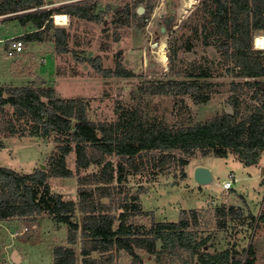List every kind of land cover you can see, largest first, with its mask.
I'll return each instance as SVG.
<instances>
[{"label":"rangeland","instance_id":"obj_1","mask_svg":"<svg viewBox=\"0 0 264 264\" xmlns=\"http://www.w3.org/2000/svg\"><path fill=\"white\" fill-rule=\"evenodd\" d=\"M150 1L152 8L148 9ZM187 1L143 0V12L133 15L119 8L128 4L132 11L139 0H44L42 9L50 13L61 5L94 3V13H99L101 18L91 20L68 13V21L64 25L56 24L51 18L53 25L67 30L66 51H59L51 39L26 41L21 38L24 52L8 57L0 44V85L52 87L59 97L82 99L88 118L95 122H114L121 109H134L152 123L173 127L192 125L217 116L227 108L232 109L228 104L232 95H237L240 102L239 118L250 105L260 104L262 95L258 93L253 97L254 89L246 85L232 88V81L243 82L250 78L237 77L228 71L232 64L226 62L214 47L213 38L205 37L203 26L206 17L201 10V0H191V5ZM108 4L116 6L107 8ZM100 9L103 11L99 12ZM230 25L237 30L246 47L256 48L252 39L255 34L250 31L248 21L238 23L232 18ZM34 27L29 19L22 22L0 17V35L4 37L19 36L33 31ZM49 31L53 33V29ZM86 58H98L103 69L114 70L119 65L131 71L133 76H104L84 60ZM200 71L207 75L189 76ZM170 77L198 80L209 95L208 101L195 103L187 94L149 95L143 91L150 83L166 81ZM255 80L262 86L264 76ZM4 110L8 113L7 119L12 120L15 132H8V125L5 127L0 113V128L5 129L0 131V166L18 173L32 172L41 165H44L42 169L48 168L51 156L58 151L57 143L52 137L30 135V122L16 118L9 107H4ZM177 155L188 159V163L182 165L173 160L161 168L151 166V154L136 158L138 165L142 161L143 164L136 173L127 175L125 183L115 188L114 202L118 203L131 192L137 193L141 212L131 218L147 225L152 220H177L182 209H198L200 235L211 236L204 247L206 251L219 252L227 247L241 251L251 244L256 251V263L264 264V221L259 220L260 213L264 212V172L261 173L264 151L256 165H245L232 153L227 157H216L211 153L202 155L199 151L192 156ZM74 158V152L67 158V166L73 172L71 176L48 178L53 191L73 199L78 187ZM110 159L114 164L119 161L117 156ZM206 163L212 168L213 181L197 184L193 169ZM95 168V165H90L79 173ZM231 173L236 180L228 190L216 185V182L231 179ZM103 200L109 201L108 198ZM230 205H233V211H239L238 216L233 217L231 210L228 211ZM221 206L227 211L225 218L214 216ZM77 217L75 221H78ZM80 242V230L76 233L75 243L70 244L67 225L57 226L46 214L34 220L20 217L0 221V264L20 263L10 256L16 248L22 254L21 264H53L55 246L73 247L78 252ZM135 251L142 264H157L154 254L141 248ZM123 252L125 257L115 256L114 264H140ZM2 254L6 256L5 260L1 258ZM92 256L102 257L98 252H93ZM165 260L166 264H174L167 257ZM77 264H80L79 259Z\"/></svg>","mask_w":264,"mask_h":264},{"label":"trees","instance_id":"obj_2","mask_svg":"<svg viewBox=\"0 0 264 264\" xmlns=\"http://www.w3.org/2000/svg\"><path fill=\"white\" fill-rule=\"evenodd\" d=\"M43 4L44 0H0V15L22 22L32 20L34 30L20 38L26 41L51 39L59 51L67 50L68 33L64 27L53 25V14L63 12L91 20L101 18L99 13H94V3L61 5L54 7L51 13L42 9ZM142 4L143 0H139L132 11L128 4L119 10L137 15V6ZM106 7L112 8L111 4ZM147 7L152 8L151 1ZM201 10L206 17L205 37L211 36L214 47L226 62L232 64L228 71L237 77L250 78L243 82L232 81V88L246 85L254 89L253 97L258 93L262 95L261 103L250 105L239 118L240 102L237 95H232L228 101L232 114L224 111L192 125L173 127L152 123L134 109H121L114 122H95L88 118L82 99L59 97L52 87L0 85V113L5 127L8 125V132L14 133L15 127L12 120L7 119L4 107L11 108L16 118L31 123L30 135L52 137L58 150L51 156V164L46 169L39 166L32 172L18 173L0 166V221L20 217L34 220L46 214L57 226L67 225L70 244L75 243L76 233L80 230L79 251L57 245L53 249V264H77L78 259L80 264H114L115 255L121 250L129 254L133 262L142 264L136 248L154 254L157 264H166L165 257L174 264H193V261L199 264H257L256 251L251 244L241 251L234 247L213 253L206 251L204 247L211 236L200 235L198 209H182L177 220H152L147 225L131 218L141 212L137 193L131 192L118 203L114 202L115 188L126 182L129 173L139 170L143 161L138 165L135 159L145 155L151 154L152 167L161 168L173 160L187 164L188 159L177 154L192 156L197 151L216 157H227L232 153L245 165L259 163L264 151V83L261 86L255 78L264 76V48L246 47L230 24L232 18L238 23L248 21L253 35H264V0H201ZM50 29H53L52 34ZM84 60L104 76H133L131 71L119 65L114 70L103 69L98 58ZM206 75L202 71L189 74L192 77ZM203 88L196 79L170 77L166 81L150 83L143 91L149 95L187 94L195 103H206L209 95ZM71 152L75 154L78 173L75 199L53 191L48 183L49 176L73 174L67 166ZM111 156H117L119 161L114 164ZM90 165L96 168L79 173ZM229 210L233 217L239 215L238 210L233 211V205L228 207ZM226 212L221 206L214 216L225 218ZM80 215L83 216L82 223ZM76 216L78 221L74 220ZM259 220L264 221V212L260 213ZM93 252L102 257H93Z\"/></svg>","mask_w":264,"mask_h":264},{"label":"built area","instance_id":"obj_3","mask_svg":"<svg viewBox=\"0 0 264 264\" xmlns=\"http://www.w3.org/2000/svg\"><path fill=\"white\" fill-rule=\"evenodd\" d=\"M53 16H55V14L52 15V18L54 20ZM0 17H3V15H0ZM0 44H2L3 51L5 55L8 57H13L24 52V41L20 38V35L7 36V37L0 35ZM230 176L231 179L228 178L226 180H222L221 182H216V185L223 190H228L231 187L233 181L236 180V177L234 176L233 173H231Z\"/></svg>","mask_w":264,"mask_h":264},{"label":"water","instance_id":"obj_4","mask_svg":"<svg viewBox=\"0 0 264 264\" xmlns=\"http://www.w3.org/2000/svg\"><path fill=\"white\" fill-rule=\"evenodd\" d=\"M111 6H112V8H114L116 5L111 4ZM143 10H144V8L141 5H139L136 9L137 13H139V14L142 13ZM225 111L230 113V114L233 113V110L231 108H227V109H225ZM41 167L44 168V165H41ZM261 171H262L261 173L264 172V167H262ZM193 178L197 184H202V185L211 183L213 181L211 170L207 166H204V165H197L194 167ZM82 218H83V216L80 215L79 216L80 223H82ZM13 260L18 261V255L16 254L15 250L13 251Z\"/></svg>","mask_w":264,"mask_h":264},{"label":"bare ground","instance_id":"obj_5","mask_svg":"<svg viewBox=\"0 0 264 264\" xmlns=\"http://www.w3.org/2000/svg\"><path fill=\"white\" fill-rule=\"evenodd\" d=\"M191 0H188V5H191ZM68 14L65 13H58L55 14L54 22L58 25L67 24L68 21ZM253 43L256 48H264V35L263 34H255L253 37Z\"/></svg>","mask_w":264,"mask_h":264},{"label":"crops","instance_id":"obj_6","mask_svg":"<svg viewBox=\"0 0 264 264\" xmlns=\"http://www.w3.org/2000/svg\"><path fill=\"white\" fill-rule=\"evenodd\" d=\"M68 2V0H65V2ZM66 14H68V13H66ZM259 162H260V160H259ZM204 166H207L210 170H211V174H212V168H211V166L209 165V164H204ZM212 178H213V174H212ZM226 180V179H225ZM39 221V220H38ZM37 226V225H36ZM7 247V246H6ZM4 248V247H3ZM5 250V249H4ZM16 251V254L18 255V262H20L21 263V260H22V254H21V252L20 251H18L17 250V248L16 249H13L12 250V252H11V259H13V251ZM118 255V257L119 258H121L122 259V256H124L125 257V253L121 250V251H119V253L118 254H116L115 256H117ZM2 256L3 257H1V258H3L4 260H5V258H6V256H4V254H2ZM126 260V259H125Z\"/></svg>","mask_w":264,"mask_h":264}]
</instances>
